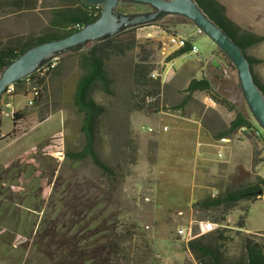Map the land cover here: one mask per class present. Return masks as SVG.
<instances>
[{
    "label": "rangeland",
    "instance_id": "1",
    "mask_svg": "<svg viewBox=\"0 0 264 264\" xmlns=\"http://www.w3.org/2000/svg\"><path fill=\"white\" fill-rule=\"evenodd\" d=\"M217 1L224 6L231 21L241 28L264 35V0ZM18 2L17 5L0 8V25L3 24L0 46L18 47L38 36L60 32L50 27L51 8L58 4L56 0ZM22 12L30 16L28 21L19 19ZM173 21L177 23L144 25L119 36L120 41H132L134 46L125 54L112 56L106 61L111 93L107 94L99 87L92 91V97L104 107L95 150L99 158L122 177L118 208L120 223L135 225L132 230L142 234L148 242L155 264H197L186 249L187 241L177 234V227L189 220H213L220 213L214 208L194 206L207 196H217L224 188L237 187L256 175L264 178V161H260L264 157V141L262 137L237 129L226 136L228 141L219 142L218 134L226 128L234 112L218 104L212 92H194L185 105H179L191 77H208L218 98L225 97L234 104L239 102L235 95L239 89L235 68L231 64L232 69L217 54V46L192 24V31H189L182 27L188 22L182 19ZM18 27L32 34L17 36L14 31H18ZM168 33L187 38L197 46L198 54L179 56L174 62L173 59L167 60L174 51L167 42ZM246 52L262 59L256 64H264V40L248 47ZM144 55L151 72L156 73L153 78H158L161 86L152 98L150 108L132 110L129 102L132 68ZM210 55H213L212 59H209ZM212 61L217 62L219 68H214ZM167 64L181 66L178 71L172 66L173 69L165 75ZM256 64H253V69L259 74ZM184 66H192L191 74L185 75L181 71ZM81 73L78 55L68 54L56 58L53 67L40 72L43 80L35 86L40 90L39 102L28 103L33 87L31 83L24 82L18 89L14 87L13 91L3 93L0 98L4 107L0 115V133L3 136L0 138V164L42 139L53 128L55 115L40 123L41 116L57 111L61 112L62 121L53 140L43 147L45 153H62L81 147V114L72 103ZM222 84L227 88H220ZM207 96L211 103L206 101ZM17 110L25 113L17 128L23 131L31 126L14 137H4L12 129L10 114ZM52 163L58 172L73 173L75 178L104 179L90 160L74 164L70 169L62 156H55ZM247 203L239 202L221 223L228 229L230 238L225 244V256L233 261L243 257L242 239L245 236L264 231L262 194L248 203L245 231L237 226L240 209ZM178 211L183 215L178 216ZM192 224L194 230L198 228L196 223ZM14 258L15 250L0 243V264H13Z\"/></svg>",
    "mask_w": 264,
    "mask_h": 264
},
{
    "label": "trees",
    "instance_id": "2",
    "mask_svg": "<svg viewBox=\"0 0 264 264\" xmlns=\"http://www.w3.org/2000/svg\"><path fill=\"white\" fill-rule=\"evenodd\" d=\"M194 1L240 46L248 59L253 80L264 95V84L253 73V64L262 62V59L252 57L246 52L248 47L263 41L264 35L241 28L231 21L225 14L224 6L217 0ZM9 2L13 5L19 4L18 0ZM57 3L51 8L50 27L60 32L38 36L18 47L0 46V70L29 45L67 35L77 30L76 24L83 25L96 19L101 10L100 5H89L84 0H57ZM138 6L140 7L138 11L149 9L145 5ZM173 19H177L178 22L181 19L186 21L181 16L168 15L150 24L163 26L177 23ZM141 26L129 28L105 40L89 42L81 50L57 57L60 59L68 54L78 55V65L82 73L76 82L72 103L75 110L81 114L79 129L83 135V144L77 150L47 154L43 147L53 140L54 136H51L38 143L35 148L0 165V243L15 250L13 264L156 263L143 235L132 230L135 225L120 223L118 208L122 177L119 172L104 163L95 150L104 107L92 97V91L99 87L103 92L111 93L109 88L111 79L106 71V61L133 48L132 41H120L119 36ZM191 43L188 40L183 47L175 49L167 56V60L190 50ZM216 49L217 54L232 67L225 54L218 47ZM151 70L146 55L133 65L129 97L132 110L150 108L152 98H155L159 91L160 80L150 76ZM28 77L33 86H38L43 80L39 71ZM24 82L23 78L13 83V89L14 87L18 89ZM214 89L215 86L208 77H193L185 87L186 94L179 105H185L194 92H212L218 104L234 111L233 118L226 128L219 132V137L230 135L240 127H247L258 130L259 134L254 136L262 137L264 141V133L251 116L243 98L234 104L225 97L218 98ZM40 97L39 94L34 102H39ZM2 110L0 102V115ZM10 116L12 129L4 137H14L22 132L17 126L25 118V113L17 110ZM46 116L47 114L41 116L40 120ZM55 156H62L64 164H68L69 169L74 164L90 160L100 170L104 179L83 180L75 178L73 173L58 172L52 163ZM260 161H264V157ZM259 189L264 196V178L256 175L237 187L224 188L217 196H207L194 206L217 209L220 213L215 215L212 221L221 224L239 202L251 203L256 200L258 194L255 192ZM248 203L240 209L241 213L237 220L239 228L244 227ZM227 231L228 229L223 226L199 235L186 242V249L193 255L197 264H264V236L255 232L245 236L242 239L243 257L233 261L225 256V244L230 239Z\"/></svg>",
    "mask_w": 264,
    "mask_h": 264
},
{
    "label": "water",
    "instance_id": "3",
    "mask_svg": "<svg viewBox=\"0 0 264 264\" xmlns=\"http://www.w3.org/2000/svg\"><path fill=\"white\" fill-rule=\"evenodd\" d=\"M84 1L89 5L101 6L96 19L67 35L39 41L23 49L0 70V98L8 85L36 72L61 54L81 50L89 42L105 40L129 28L155 23L168 15H178L205 34L229 59L236 70L240 97L264 132V95L253 80L247 57L240 46L194 0ZM121 3L145 5L149 9L122 12L118 9ZM261 192L259 189L255 193L260 195Z\"/></svg>",
    "mask_w": 264,
    "mask_h": 264
},
{
    "label": "built area",
    "instance_id": "4",
    "mask_svg": "<svg viewBox=\"0 0 264 264\" xmlns=\"http://www.w3.org/2000/svg\"><path fill=\"white\" fill-rule=\"evenodd\" d=\"M82 25H79V24H76L75 27L77 29L81 28ZM198 30V29H197ZM199 31V30H198ZM200 32V31H199ZM166 39H167V42L171 45V46H174L176 49L177 48H180V47H183L185 45V43L188 41L187 38H185L184 36L180 35V34H176V33H168L166 35ZM196 55L198 54V48L195 44L191 43V48L190 50L186 51L185 53H183L182 55H188V56H192V55ZM56 58L48 61L47 63H45L41 68H39L37 71L39 72H44L46 71L48 68H51L53 67L54 65V61H55ZM150 76L153 78V77H156V73L155 71H152L150 73ZM25 83L29 84L30 83V80H29V77H25ZM13 91V86L12 84H10L8 86V89L6 90L5 93H9ZM40 94V90L38 87H35L33 86L31 88V93H30V96L28 97V103L29 104H32L34 102L35 99L38 98ZM206 101H208L209 103H211V98H209L208 96L206 97ZM165 128V127H164ZM238 131L240 132H245V133H249V134H254V135H257L259 134L258 130L256 129H253V128H247V127H240L238 128ZM219 142H226L228 141V137L226 136H220L219 139H218ZM178 216H182L183 213L182 211H178ZM196 223L197 225V229H193V224L192 223ZM225 225L223 224H219V223H216L212 220H208V219H204V220H189L187 222V224H180L177 229H176V232L177 234L182 237L184 240L188 241V240H191L199 235H202V234H207L209 232H212L214 230H216L217 228L219 227H223ZM255 233L261 235V236H264V231H255Z\"/></svg>",
    "mask_w": 264,
    "mask_h": 264
},
{
    "label": "crops",
    "instance_id": "5",
    "mask_svg": "<svg viewBox=\"0 0 264 264\" xmlns=\"http://www.w3.org/2000/svg\"><path fill=\"white\" fill-rule=\"evenodd\" d=\"M10 0H5L4 2L2 1V0H0V8H3V7H6V6H10V5H13L12 3H10L9 2ZM56 2H57V0H56ZM14 6V5H13ZM118 9L120 10V11H122V12H133V11H138L139 9H140V7L138 6V4H131V3H121V4H119L118 5ZM21 11H23V10H21ZM20 14V17H19V19L22 21L23 20V22L24 21H28L29 19H30V16H27V14H25V12H22V13H19ZM1 18V17H0ZM11 23V22H10ZM11 24H13V23H11ZM3 24H1L0 25V28H1V26H2ZM9 25V24H8ZM14 25V24H13ZM24 25V24H23ZM15 26V25H14ZM152 26V25H151ZM141 27H144V26H141ZM145 27H149V26H145ZM182 27H184L185 29H187V30H189V31H192V28H191V24H182ZM183 28V29H184ZM18 31H14V33H17V36L18 35H20V36H24V37H26V36H29V35H31L32 34V32H28L27 30H20V28L18 27ZM0 31H1V29H0ZM0 37H2V34H0ZM25 42V41H24ZM174 47V46H173ZM176 48L174 47V50H175ZM248 55H250V56H252V57H258V56H255L254 54H251V53H247ZM180 56H183V55H180ZM179 57V56H178ZM176 58L177 57H175L174 59H173V62L176 60ZM213 58V55H210V57H209V59H212ZM212 63V66L214 67V68H219V64H217V62H211ZM172 66L173 65H168L167 64V66H165L166 67V73H165V75L168 73V72H170V70H172L173 68L175 69V70H177L178 71V68L181 66V65H179V66H177V67H174L173 66V68H172ZM256 67L258 68V73L259 74H256L255 72H254V69H253V73H254V75H255V77L261 82V83H263L264 84V64L263 65H261V64H256ZM181 71L185 74V75H187V74H191V72H192V66H184L182 69H181ZM171 72H173V71H171ZM172 75H173V73H171ZM191 78H193V77H191ZM190 78V79H191ZM189 79V80H190ZM189 80L187 81V84H188V82H189ZM187 86V85H186ZM220 88H222V89H225V88H227V86H225L224 84H222L221 86H220ZM183 99V98H182ZM182 101V100H181ZM4 105V104H3ZM5 106V105H4ZM2 108H4V107H2ZM4 111V109L2 110V112ZM230 111H232V112H234L233 110H230ZM55 115V117H53ZM54 118L55 119V123H54V126H53V128L52 129H50V131H48V132H46L45 134H44V136H43V138L42 139H40L38 142H35L34 144H32V145H30V146H28L27 148L25 147V148H23V149H21V151L20 152H18L16 155H13V157H10V158H8L6 161H4L3 163H5V162H7V161H9L10 159H12V158H15L16 156H18L19 154H21V153H23V152H25V151H27V150H30V149H32V148H35V146L38 144V143H40V142H42L43 140H45V139H47V138H49V137H51V136H55L57 133H58V129H59V127H60V123H61V121H62V116H61V112H53V113H50L49 115H47L44 119H42L41 121H40V123L41 122H44V121H47V119H49V118ZM39 122H37V123H33L32 125L34 126L35 124H38ZM29 126H31V125H29ZM28 126V127H29ZM28 127H26V129L28 128ZM26 129H24L23 131L24 132H26L27 130ZM26 130V131H25ZM22 131V132H23ZM6 135V134H5ZM3 136H2V134L0 133V138H2ZM3 163H1V164H3ZM0 164V165H1ZM262 177V176H261ZM263 178V177H262ZM240 230H243V231H245L244 230V228H239ZM167 264V263H166ZM169 264H173V263H169ZM175 264V263H174Z\"/></svg>",
    "mask_w": 264,
    "mask_h": 264
},
{
    "label": "flooded vegetation",
    "instance_id": "6",
    "mask_svg": "<svg viewBox=\"0 0 264 264\" xmlns=\"http://www.w3.org/2000/svg\"><path fill=\"white\" fill-rule=\"evenodd\" d=\"M235 95H236V97L239 99V101H241V97H240V95H239V92L238 91H236V93H235Z\"/></svg>",
    "mask_w": 264,
    "mask_h": 264
}]
</instances>
